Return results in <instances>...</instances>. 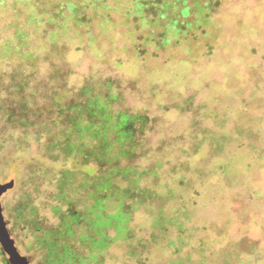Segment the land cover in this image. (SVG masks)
<instances>
[{
  "label": "rangeland",
  "instance_id": "obj_1",
  "mask_svg": "<svg viewBox=\"0 0 264 264\" xmlns=\"http://www.w3.org/2000/svg\"><path fill=\"white\" fill-rule=\"evenodd\" d=\"M24 1L0 0L1 204L19 253L264 264V0H222L197 17L207 35L161 47L127 0L84 23Z\"/></svg>",
  "mask_w": 264,
  "mask_h": 264
},
{
  "label": "trees",
  "instance_id": "obj_2",
  "mask_svg": "<svg viewBox=\"0 0 264 264\" xmlns=\"http://www.w3.org/2000/svg\"><path fill=\"white\" fill-rule=\"evenodd\" d=\"M35 1L37 0H25L24 2ZM127 3L128 6L124 12L129 14L138 27L149 30L143 37H140L143 44L161 47L180 44L186 40H197L200 35H205L207 33L206 23L210 22L213 15L217 13L222 0H127ZM102 6L112 10L109 0H57L52 5L55 8L53 19L66 20V13L69 12L72 19L84 23L87 22L84 18L85 13ZM197 17L204 22L207 21L204 26L196 24ZM30 19L39 23L42 21V19L37 20L35 15H32ZM45 22L50 24L52 21ZM122 118L124 121L130 120L127 116ZM123 124L125 123H120L116 132L121 130ZM125 137L128 138L126 133L121 138L125 140ZM78 166L76 164V168Z\"/></svg>",
  "mask_w": 264,
  "mask_h": 264
},
{
  "label": "water",
  "instance_id": "obj_3",
  "mask_svg": "<svg viewBox=\"0 0 264 264\" xmlns=\"http://www.w3.org/2000/svg\"><path fill=\"white\" fill-rule=\"evenodd\" d=\"M3 192L4 188L0 186V244L8 255L10 264H30L28 259L19 253L15 241L11 238L7 229L1 204V195Z\"/></svg>",
  "mask_w": 264,
  "mask_h": 264
}]
</instances>
